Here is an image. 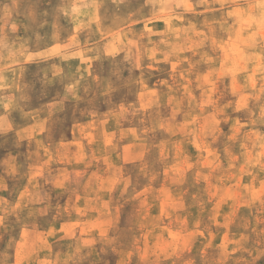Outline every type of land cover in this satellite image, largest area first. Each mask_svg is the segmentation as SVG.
Returning <instances> with one entry per match:
<instances>
[{
    "label": "rangeland",
    "instance_id": "1",
    "mask_svg": "<svg viewBox=\"0 0 264 264\" xmlns=\"http://www.w3.org/2000/svg\"><path fill=\"white\" fill-rule=\"evenodd\" d=\"M0 264H264V0H0Z\"/></svg>",
    "mask_w": 264,
    "mask_h": 264
}]
</instances>
